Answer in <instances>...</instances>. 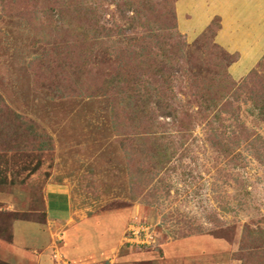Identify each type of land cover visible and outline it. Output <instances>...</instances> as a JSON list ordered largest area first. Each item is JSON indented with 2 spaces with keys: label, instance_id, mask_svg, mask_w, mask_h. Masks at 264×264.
<instances>
[{
  "label": "rangeland",
  "instance_id": "1",
  "mask_svg": "<svg viewBox=\"0 0 264 264\" xmlns=\"http://www.w3.org/2000/svg\"><path fill=\"white\" fill-rule=\"evenodd\" d=\"M206 1L0 0V264H264V56Z\"/></svg>",
  "mask_w": 264,
  "mask_h": 264
},
{
  "label": "crops",
  "instance_id": "2",
  "mask_svg": "<svg viewBox=\"0 0 264 264\" xmlns=\"http://www.w3.org/2000/svg\"><path fill=\"white\" fill-rule=\"evenodd\" d=\"M191 1L203 2V0ZM213 4H217L218 9L209 18H221L223 27L218 38L221 45L230 52L238 53L240 55L239 64L247 66V70H249L254 62L264 56V0H209L206 3L208 7ZM51 192L66 196L70 209L68 212L70 213L72 210V195L58 189ZM48 209L51 213L49 198ZM118 219V217H109L105 219L104 223H115ZM83 232L85 234L84 229L77 228L75 232L72 231L69 235L70 238L75 236V238H78V235ZM86 239L87 236H83L81 242L76 241L80 249L74 255L75 257H79V254L85 255V251H88L90 243Z\"/></svg>",
  "mask_w": 264,
  "mask_h": 264
},
{
  "label": "built area",
  "instance_id": "3",
  "mask_svg": "<svg viewBox=\"0 0 264 264\" xmlns=\"http://www.w3.org/2000/svg\"><path fill=\"white\" fill-rule=\"evenodd\" d=\"M135 237H138L141 235L142 231L144 230L143 227H135L133 228Z\"/></svg>",
  "mask_w": 264,
  "mask_h": 264
}]
</instances>
